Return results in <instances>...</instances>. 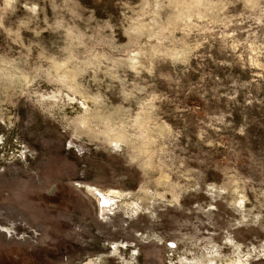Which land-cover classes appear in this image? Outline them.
I'll return each mask as SVG.
<instances>
[{
    "label": "rangeland",
    "instance_id": "1",
    "mask_svg": "<svg viewBox=\"0 0 264 264\" xmlns=\"http://www.w3.org/2000/svg\"><path fill=\"white\" fill-rule=\"evenodd\" d=\"M52 2L20 0L11 26L24 47L0 33V56L65 55ZM213 2L228 5L230 26L194 33L187 42L201 47L187 65L157 59L137 80L166 98L156 116L173 126L158 174L125 168L26 98L0 94V264H264V24L245 18L244 0ZM77 3L82 30L127 43L125 4L140 0ZM92 75L81 81L89 94L122 103L118 82Z\"/></svg>",
    "mask_w": 264,
    "mask_h": 264
},
{
    "label": "clouds",
    "instance_id": "2",
    "mask_svg": "<svg viewBox=\"0 0 264 264\" xmlns=\"http://www.w3.org/2000/svg\"><path fill=\"white\" fill-rule=\"evenodd\" d=\"M19 3L0 0V33L23 48L19 29L13 31L11 26ZM22 6L33 15L39 10V5ZM51 7L58 17L56 29L66 36L61 50L65 55L50 56L41 50L30 63L29 47L26 55L0 56V94L7 98L5 103L10 104L14 97L26 98L74 139L100 145L120 157L125 168H134L142 175L158 174L163 164L160 157L167 155L168 145L163 142L173 135V126L156 116L158 102L166 98L150 92L152 85L145 87L137 80L144 73L154 75L153 61L157 59L187 65L191 54L201 47L200 43L189 44L188 39L216 25L229 27L231 21L222 18L228 5L213 0H140L135 7L125 4L132 15L123 14L127 43L120 47H114L101 30H82L77 25L83 20L77 0H53ZM244 7L251 13L246 19L264 24V0H244ZM165 12L166 19L161 15ZM89 31L95 34L89 35ZM177 32L183 33L179 39ZM101 71L105 78L118 82L122 103L112 106L106 96L91 95L84 87L81 81L89 72L94 82L103 84L97 80ZM129 74L134 77L131 83ZM114 87L115 83L107 85L109 90ZM66 108H71V117L65 114Z\"/></svg>",
    "mask_w": 264,
    "mask_h": 264
}]
</instances>
